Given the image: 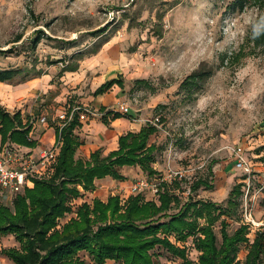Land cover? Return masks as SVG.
<instances>
[{"label":"rangeland","instance_id":"374dc122","mask_svg":"<svg viewBox=\"0 0 264 264\" xmlns=\"http://www.w3.org/2000/svg\"><path fill=\"white\" fill-rule=\"evenodd\" d=\"M233 1L0 0V49L13 48L0 56V68L30 69L34 65L49 79L40 80L36 87L17 97L13 94L20 85H12L11 89L0 85V92L15 99L12 113L20 111L25 121L34 123L32 137L45 149H54L56 143L48 134L43 135L62 125L69 107L91 112L83 124L85 129H77L82 143L85 137L101 135L110 144L121 124L127 125L130 120L119 118L116 120L123 122L115 128L111 123L106 127L100 122L99 110L105 107L119 112L121 105L127 106V115L136 117L131 123L138 127L154 123L158 128L149 141L158 147L153 165L158 175L148 178L144 173H138V177L132 173V183L145 178L149 184L158 185L162 179L179 173L182 180H176L178 185L172 187L181 202L191 198L221 206L234 186L242 183L241 204L236 218L227 219L228 232L248 224L247 237L252 241L264 225V150L260 151L264 147V52L244 58L237 65H220L222 57L238 53L261 13L253 7L234 12L229 8ZM102 28H109L108 42L96 54L88 53L96 41L91 33ZM36 30L56 40H43L31 52L29 41ZM56 41L73 44L58 47ZM80 52L87 53L80 58ZM53 61L62 62L52 65ZM67 63H77V72L59 77ZM199 69H212L213 74L199 93L187 97L179 91V85ZM118 76L124 82V93L115 86L93 97L103 82ZM136 80H146L147 85L135 86ZM0 100L11 105L1 96ZM159 105L163 106L157 108ZM41 117H45V123L37 122ZM160 118L165 122L159 123ZM99 123L109 129L107 137ZM239 147L246 156L249 173L235 167L234 151ZM198 179L209 181L213 188L202 187L191 193L190 186ZM141 194L148 200L157 199L151 188ZM106 195L85 193L74 204L91 203ZM71 217H75L73 212L60 221L64 224ZM215 232L219 238L218 224ZM3 238L0 264L6 263L1 260L5 258L1 250L18 247L13 236ZM182 246L187 257L196 261L198 253L191 239ZM151 253L161 264L181 263L161 248ZM246 253L247 245H242L240 264ZM87 256L85 252L78 254L86 264H92Z\"/></svg>","mask_w":264,"mask_h":264},{"label":"trees","instance_id":"16d2710c","mask_svg":"<svg viewBox=\"0 0 264 264\" xmlns=\"http://www.w3.org/2000/svg\"><path fill=\"white\" fill-rule=\"evenodd\" d=\"M248 7L257 9L261 16L255 21L254 29L246 36L238 53L222 57L221 67L225 64L237 65L244 58L264 52V0H234L229 6L234 12ZM108 30L102 28L91 33L96 41L88 53L96 54L108 42ZM43 40L55 42L56 39L36 30L29 41L30 51L34 52ZM56 42L58 47L73 44V41ZM12 49H0V56L11 53ZM87 52H80L78 57ZM56 62L62 61L51 64ZM77 70V63H67L58 76L76 73ZM212 74V69L193 72L180 83L179 91L187 97L199 93ZM45 75L47 73L42 70L36 71L34 65L30 69L0 68V83L22 85ZM146 85V80L135 81V86ZM115 86L125 92L122 77L118 76L103 82L94 91L93 97L103 95ZM99 111L100 122L106 127L119 118L136 120L133 114L121 115L105 107ZM70 112L71 107L62 125L54 128L55 143L59 148L51 168L35 177L31 188L25 187L22 193L17 194L11 207L0 202V239L11 235L18 244V247L1 250V255L12 264H86L78 257L80 252H85L92 264H106L107 261L116 264H161L151 253L156 248L181 260L180 264H240L238 255L242 245H247L243 264H264V227L255 232L252 241L247 237L248 224H241L231 234L228 232L227 219L236 218L241 204L242 183L234 186L224 206L210 200L191 198L181 202L172 187L178 185L175 181L182 180L180 178L170 182L162 179L157 185L156 200H146L142 194H136L121 201L118 195H112L105 202L95 198L91 203L84 202L75 207L76 200L85 193L94 192L96 180L110 177L125 181L120 172L123 167H138L148 178L157 176L153 165L158 147L149 141L158 128L146 123L137 132L120 135L115 150L106 155L97 150L84 160L76 157L83 143L75 133L83 124L77 114L68 120ZM164 122V119H159V123ZM35 128L34 123L23 119L20 111L12 113L0 103V146L10 144L35 148L38 145L32 137ZM202 187L207 190L213 188L209 181L198 179L191 184L190 192H197ZM72 212L75 217L63 224L60 220ZM217 224L219 238L215 232ZM189 239L198 253L196 261L187 257L186 248L182 246Z\"/></svg>","mask_w":264,"mask_h":264},{"label":"built area","instance_id":"2783aa9c","mask_svg":"<svg viewBox=\"0 0 264 264\" xmlns=\"http://www.w3.org/2000/svg\"><path fill=\"white\" fill-rule=\"evenodd\" d=\"M128 107L121 105L119 112L122 114L128 113ZM77 114L79 121L85 124L90 117L91 112L82 110L80 107L71 108L68 120ZM66 120V113L63 116ZM45 117H41L37 122L45 123ZM158 122V119H157ZM153 125H156L153 123ZM157 126V125H156ZM59 145L56 144L54 149H41L36 154L32 152H22L19 147L6 144L0 149V202L11 203L14 197L22 193L25 187L31 188L33 186V179L39 177L47 172L54 163ZM234 163L235 167L244 172H250L246 156L241 147L235 151ZM179 173L169 175L171 181L182 178ZM261 184L264 186V176L261 178ZM152 189L153 193H157V185L149 184L148 180L143 178L135 183H131L129 193L118 194L121 201H124L129 195L141 194L145 189ZM249 189V187H248ZM254 225V223H252ZM264 227V225H262ZM260 228V227H259ZM258 228V229H259ZM116 264V263H112Z\"/></svg>","mask_w":264,"mask_h":264},{"label":"crops","instance_id":"0c3cea01","mask_svg":"<svg viewBox=\"0 0 264 264\" xmlns=\"http://www.w3.org/2000/svg\"><path fill=\"white\" fill-rule=\"evenodd\" d=\"M45 76H47V75H45ZM40 80H44V82H46L49 79L47 76V77H43L41 79L40 78L35 79V80L29 81L25 84H22L19 86L18 90L14 91L15 93L13 95L15 97H17V96L26 94L31 88L36 87L38 84H40V82H41ZM0 103L4 107H6L8 111L11 112L10 109H11L12 105H8L7 103L2 102L1 100H0ZM122 120L123 119L116 120L115 122H111V126L113 127L116 123L123 122ZM127 123H128L127 125H125L124 122L121 124L119 131L116 134H114L113 138H111L109 140L110 142L112 141V143H110V144L109 143L107 144L106 138H103L101 135H98L96 137H95V135L92 137H85L84 143L79 147V149L76 152V157L86 160L89 158L90 154L95 150H101L104 155H106L110 151L115 150L117 148V139H118L119 135L127 133V132H137L141 128V126L138 127L136 124H133L130 121ZM101 127L107 132V134H106V137H107L109 129H107L103 125H101ZM39 129H41V126L39 127ZM39 129H37V130L39 131ZM84 129H85V127L83 126L82 129H80V130L83 131ZM75 133L77 135H79L78 131H76ZM47 134L50 137L49 139L53 140V142L55 143L56 142V136H55L54 129H48L46 131V133L43 135V137ZM39 141L42 143L41 140H39ZM1 147L2 146H0V149H1ZM19 148L22 152H32L33 154H36L39 150L44 149L41 147L39 142H38V145L32 149L31 148H24V147H19ZM105 148H107V149H105ZM120 172L122 175L125 176V178H126L125 181L113 180L110 177H106L104 179H100V180L95 181L94 193H101V194L102 193L105 194L106 192L108 193V195L104 196L103 198H100L101 201L105 202L109 196L120 194V192L127 193L128 192L127 186H129L132 183V179H133L132 173L134 175L136 174L135 175L136 177L139 176L138 173L143 174L142 171L138 167H123L120 170ZM87 194H90V193H87ZM146 200H148V199H146ZM150 200H152V199H150ZM88 203H90V202H88ZM1 241L3 242L4 238H2ZM1 260H4V262H6L5 264H12L11 261H9L7 258H2Z\"/></svg>","mask_w":264,"mask_h":264},{"label":"bare ground","instance_id":"6f19581e","mask_svg":"<svg viewBox=\"0 0 264 264\" xmlns=\"http://www.w3.org/2000/svg\"><path fill=\"white\" fill-rule=\"evenodd\" d=\"M68 75H74L75 73H67ZM43 77H47V76H43ZM43 77H41V78H43ZM40 78V79H41ZM0 85H6V84H4V83H0ZM7 86V88L8 89H11L12 88V86L11 85H6ZM0 96L1 97H3V99H7L10 103H11V105H13V102H14V98H12V96L11 95H4L3 93H1L0 92ZM117 125H119L118 123H116L115 125H114V128L117 126Z\"/></svg>","mask_w":264,"mask_h":264}]
</instances>
